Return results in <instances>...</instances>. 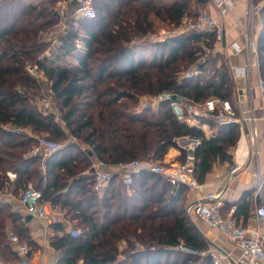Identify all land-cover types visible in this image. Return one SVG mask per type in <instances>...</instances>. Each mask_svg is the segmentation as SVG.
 Here are the masks:
<instances>
[{
    "label": "trees",
    "instance_id": "16d2710c",
    "mask_svg": "<svg viewBox=\"0 0 264 264\" xmlns=\"http://www.w3.org/2000/svg\"><path fill=\"white\" fill-rule=\"evenodd\" d=\"M60 1L0 0V188L7 172L17 173L10 186L15 194L34 185L81 229L76 237L65 232L52 239L63 250L57 264H214L202 254L210 243L182 200L186 186L172 193L171 183L146 167L132 174L128 186L115 175L100 195L93 189L91 167L93 158L109 166L132 160L147 165L185 134L203 138L197 150L199 181L204 182L215 162L233 161L237 124L217 127L207 137L202 129L178 121L168 102L137 108L140 97L166 91L195 102L212 96L229 99L235 93L227 62L219 67L217 57L207 53L213 33L150 38L157 20L178 24L211 1L93 0L96 17L73 16L61 45L51 54L42 53L39 38L24 41L20 36L58 23ZM253 1L262 3L256 41L264 80V0ZM30 62L43 71L64 126L56 113L38 108L34 99L43 80L29 73ZM185 69L200 72L184 78ZM40 133L59 144L46 157L30 154ZM87 168L91 175L83 174ZM250 198L246 193L224 209L235 206L232 217L245 224L253 215ZM54 227L64 230L60 223ZM10 232L20 241L28 239L23 216L0 200V264L16 257Z\"/></svg>",
    "mask_w": 264,
    "mask_h": 264
},
{
    "label": "built area",
    "instance_id": "2783aa9c",
    "mask_svg": "<svg viewBox=\"0 0 264 264\" xmlns=\"http://www.w3.org/2000/svg\"><path fill=\"white\" fill-rule=\"evenodd\" d=\"M77 3L76 15L83 17L94 18L97 15L93 0H75ZM216 3L218 9L217 14H213L208 9L201 10L195 18L184 17L178 27L171 31L172 36L179 34H188L195 31L211 32L214 35V43L219 44L221 49L227 48L225 40L226 29L224 18L232 15L237 4L241 0H210ZM262 3H255L250 0L249 8L246 12L250 21V29L244 30V38L246 40V62L244 66L238 67L236 72L245 77H250L252 59L257 57L258 50L255 35H253V20L256 15H259ZM249 29V28H248ZM234 52H241V47L236 43H232ZM210 53V49H207ZM43 55L40 57L42 58ZM33 66V65H32ZM31 66V67H32ZM259 69V66H258ZM29 71V68H28ZM31 71V72H30ZM30 73L39 80H42L44 73L35 63V66L30 69ZM200 70H190L183 73L184 78H193L199 74ZM260 76V75H259ZM261 96V110L263 127L260 129L256 126L254 107L252 102L250 86L237 91L236 102L240 99H245L248 103V112L240 113L237 103H233L230 99H224L217 96H212L203 102H195L183 98L180 100L173 92H161L152 97V108H156L160 102H168L173 114L178 121L185 123L190 127L204 129L205 126L215 124L217 127L237 124L242 137L245 139V127L248 129L251 139L250 149L249 141H246V151L239 154V145L234 151V163L228 169L226 177L233 178L243 171L249 161L254 162L257 168V185L251 195V202L254 207L252 223L236 222L232 217L235 212V206L225 212V201L222 199L221 192H204L200 197L189 203L187 213L194 225L207 223L215 228L219 233L225 235L232 244L231 249L220 248L217 246H209L202 252L203 255H208L213 260L214 264H264V167L261 169L260 142L264 144V80L260 77L258 81ZM148 96H146L147 98ZM146 106V102H144ZM203 138L190 134L179 135L175 137L173 146L175 154L171 157L160 158L144 165L138 160H132L126 163L119 164L116 169H108L103 162L93 165L92 185L95 191L104 189L114 178L115 175H122L123 183L128 186L132 183V174L139 171L141 168H148L152 172L161 174L171 183L173 188L180 185L186 186L188 189L200 192L205 184L199 181L196 170L197 150L201 146ZM59 144L49 141L43 137H38V143L33 146L30 151L31 155H49ZM17 179V173L13 171L7 172L6 184L13 183ZM5 191V188H0V192ZM20 202L25 206L27 212L34 218L53 221L55 214L54 205L49 200L43 199L42 190L29 184L20 192ZM70 234L74 237L78 236V229H70ZM10 241L17 243L18 250L21 254L27 255L29 247L26 244L20 243L19 237L15 233H11ZM22 264H28L24 260Z\"/></svg>",
    "mask_w": 264,
    "mask_h": 264
},
{
    "label": "crops",
    "instance_id": "0c3cea01",
    "mask_svg": "<svg viewBox=\"0 0 264 264\" xmlns=\"http://www.w3.org/2000/svg\"><path fill=\"white\" fill-rule=\"evenodd\" d=\"M249 4H250V0H241L237 4L233 14L226 16L224 18V24L226 29L225 40L227 43V48L224 49L222 52H227L228 62L230 64V68L233 73L235 88L237 89V91L241 92V90L250 86L252 102L254 107V114L255 117L257 118L256 126L261 129L263 127V123L261 119L263 113L261 110V106H262L261 96H260L261 92L258 87L260 74L258 69L257 57H253L252 59L250 77L247 78L245 76L240 75V73L238 74V72H236V69L238 67L244 66L245 62L247 61L246 40L244 38V30H246V27L248 26V17L246 15V12L249 8ZM76 8H77V3L75 0H61L58 4V9H57L60 22L67 25L70 22V19L76 15ZM207 8L213 14H217L218 12L216 3L214 2H210ZM253 29L256 32V35H258V31L260 29L259 15H256L254 17ZM233 42H236L241 47L242 49L241 52L238 53L234 52L232 47ZM235 103H237V107L238 109H240V113L248 112L247 111L248 103L245 99H242L240 97V99ZM203 131L205 132V135L207 137H211L216 133L217 126L215 124L214 125L210 124L208 126H205ZM242 136H243L242 132H240L239 141L241 140V142L239 145V154H242L246 151V141L248 140L251 141L249 137V133L247 136H244L246 141ZM237 147L238 144L232 149L233 161L230 167L234 163V158H235L234 151L237 149ZM258 148L260 149V161L262 163L261 164V169H262L264 167V144L260 142ZM167 151L168 152L166 153L165 158L169 156L171 157L172 155L175 154L174 153L175 150L173 146H171ZM42 155L43 157H46V155L44 154ZM99 162L102 161L93 158L91 167H93L95 163H99ZM248 162L249 163L246 164L245 169L231 179H228L226 177V173L230 167H228V169L226 170H222L226 165V161L215 162L212 171L207 174L204 182H202L203 184H205L203 190L200 192H195L187 188L182 193L181 196L183 202L187 206L196 198L200 197L204 192H208V191L221 192L222 199L225 201V204L227 203L229 205L238 201L246 193H248L251 196L256 188L258 178L256 176L257 174L256 165L252 161L248 160ZM104 166L108 169L114 170L117 168L118 165L109 166L104 164ZM90 173H91L90 169L88 168L83 171V174L85 175H89ZM120 177L122 180V175H120ZM13 183L6 184L3 187L5 188V191L0 192V200L11 203L12 210L19 212L23 216V220L25 221L27 228L28 239H21V241L20 240L19 241L20 243L22 242L23 244H26L29 247V253L27 255H23L19 252L17 243L10 241L9 236L11 233H13L10 232L8 236V242L12 250L15 251L16 257L8 262L1 260V264H22L24 260L28 261V264H57L58 261L63 256V250L54 247L51 244L52 239L54 237H61L65 232H69L70 229H77L73 226L74 222L68 220L65 217L64 212L60 210L59 207L57 206H54L55 214L53 216L52 222L36 219L34 217H32L29 221H27L26 216L30 214L27 212L25 206L20 202L19 199V195L22 190L18 194H15L10 187L11 184ZM108 186L109 184L104 189L97 192H99L100 195L104 194ZM228 210L226 209L225 212H227ZM253 212H254V207H253ZM253 220L254 217L252 215L247 223H252ZM59 223L64 226V230H59L54 227L55 224H59ZM196 227L202 232V234L204 235V237L210 243L211 246L231 249L232 244L230 243L228 238L225 235L219 233L215 228L211 227L207 223H200ZM125 246H126L125 242H122L120 244L121 249H123Z\"/></svg>",
    "mask_w": 264,
    "mask_h": 264
},
{
    "label": "rangeland",
    "instance_id": "374dc122",
    "mask_svg": "<svg viewBox=\"0 0 264 264\" xmlns=\"http://www.w3.org/2000/svg\"><path fill=\"white\" fill-rule=\"evenodd\" d=\"M29 1H33V0H29ZM35 1H38L40 3L43 0H35ZM209 3L210 2H208L204 6H202V5L198 6L197 13L200 12L201 10H203V9H208L207 6L209 5ZM195 17H191V18H195ZM179 24L180 23H178V24H168V23H163V22H160L159 20H157L156 21V28L157 29L155 30V32L153 34L150 35V38L152 40L155 39V38L156 39H161V40L167 39L168 37L172 36L171 31L174 30L175 27H178ZM67 27H68V24L65 25L64 23H61L60 21H58V23H54L52 25H48V26H46V25L42 26L41 25L39 27L32 28L31 31H29L28 33L23 34L22 36H20V38L22 40H24V41H29L30 39H32V41H33V40H36L37 38H39L43 42L44 51L42 53H46V54L50 53L51 54L54 49H57V47L61 45V43H62V35L67 30ZM246 29L248 31L249 30L252 31V29H250L249 18H248V26L246 27ZM253 35L257 36L255 31L253 32ZM206 49H210V54H209L210 57H212V56L213 57L214 56L217 57V64L219 65V67H222V62L223 61H226L227 64L229 65V67H230V64L228 62L227 52H222L223 49H221L219 44H216V43L213 42V44L210 47H206ZM42 53H41V55L39 54V57L42 56ZM68 59H72V57H69ZM35 63L36 62L28 63L27 64V69L29 68V71H30V69L35 66ZM189 69H191V68H189ZM189 69H185V71H190ZM41 79L43 81L40 82V86H39V88L37 90L38 91L37 92V96L35 97L34 100H35L38 108H40L44 113H47V112L56 113L57 114V120L60 122V124L62 126H64L63 122L59 118L60 117V112H59V109H58V106H57V102L55 101V99L52 96L51 90L49 88V84L47 83V79L45 78V76H43V78H41ZM236 94H237V89L235 90V93L232 94L231 98H229V99H231V101L233 103L236 102V99H235ZM144 102H146V106L144 105ZM153 106L154 105L152 104V97H147L146 98V96H142V97L139 98V103H138V107L137 108L143 109L145 107H153ZM41 135H44V134L40 133V136L37 135V138L38 137H42ZM62 141H65V140H62ZM248 141H249L248 143L250 145L249 147H250V149H252L253 147L250 144V140H248ZM238 142H239V139H238L236 145L238 144ZM233 148H231V151H233L232 150ZM231 164H232L231 161H226V165L224 166V169H222V170L228 169V167H230ZM77 229H79V227H77ZM79 230L81 231V229H79Z\"/></svg>",
    "mask_w": 264,
    "mask_h": 264
},
{
    "label": "water",
    "instance_id": "95a60500",
    "mask_svg": "<svg viewBox=\"0 0 264 264\" xmlns=\"http://www.w3.org/2000/svg\"><path fill=\"white\" fill-rule=\"evenodd\" d=\"M177 98L180 99V100H183V97H182V96H177ZM244 131H245V136H247V135H248V129H247V127H245V130H244ZM178 188H179V187H176V188L174 187L173 190H172V193H175V192L177 191ZM220 195H221V193L219 194V196H220ZM31 218H32L31 215H27V216H26V220H27V221H29Z\"/></svg>",
    "mask_w": 264,
    "mask_h": 264
},
{
    "label": "bare ground",
    "instance_id": "6f19581e",
    "mask_svg": "<svg viewBox=\"0 0 264 264\" xmlns=\"http://www.w3.org/2000/svg\"><path fill=\"white\" fill-rule=\"evenodd\" d=\"M243 142V141H242ZM242 146V145H241Z\"/></svg>",
    "mask_w": 264,
    "mask_h": 264
}]
</instances>
